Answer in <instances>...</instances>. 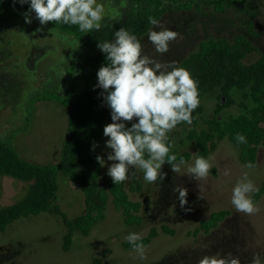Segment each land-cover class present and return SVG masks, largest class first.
<instances>
[{"label":"rangeland","instance_id":"obj_1","mask_svg":"<svg viewBox=\"0 0 264 264\" xmlns=\"http://www.w3.org/2000/svg\"><path fill=\"white\" fill-rule=\"evenodd\" d=\"M165 13L159 26L151 30L166 28L178 33L169 43L167 53H156L147 35L142 39L143 53L161 62L175 61L177 67L190 54L196 52L202 42L210 39H226L234 42L239 35H246L248 16L240 7L217 13L208 0H160ZM106 7L118 10L116 19L108 16L102 25L112 23L128 13L135 0H98ZM30 3L21 5L18 0H0V140L16 146L27 160L39 164H53L60 160L62 143L68 127V109L58 103V99L80 94L85 88L83 74V51L79 43L70 35L56 28L25 23L23 13ZM247 8L255 14L253 44L257 52L246 57L251 64L264 56V0H249ZM15 12V13H14ZM27 28L32 36L27 34ZM37 29H41L37 31ZM29 32V31H28ZM221 101L217 96L203 101L204 114L198 119L197 129L205 127L204 121L214 116ZM237 107L226 108L222 118L237 115ZM112 123L111 112L108 124ZM130 123V122H125ZM194 125L184 123L171 134L178 153L189 152L194 162L197 145L180 139L187 136ZM108 137L100 140L98 153L105 160L102 187L107 188L111 178L107 170L111 161L107 160ZM215 156L209 177L204 181L190 179L187 175L175 174L165 163L167 173L162 185L147 183L143 174L130 170L126 190L134 202L141 203L140 225L125 223L122 212L110 199L105 211V219L97 223L89 236L76 232L69 251H64V238L68 229L56 215L42 213L38 216L21 218L0 232V264H198L204 256L238 257L241 264H250L254 254L264 257V195L254 200L260 211L254 215L239 213L231 204L232 188L243 172H248L258 189L264 186V146L258 150L257 166L244 168L240 161V151L228 140L218 144L211 154ZM230 174L225 176L224 170ZM59 192L56 205L71 219H76L84 211V195L76 182L59 175ZM198 184H202L204 199H198ZM182 185L188 189V204L181 209L178 193L172 188ZM28 184L8 177H0V208L22 200ZM133 189V190H132ZM219 211L228 212L219 225L206 232L201 223ZM168 227L173 235L162 232ZM159 231L158 237L146 246V258L141 260L133 249H127L124 239L129 233L147 237L151 229Z\"/></svg>","mask_w":264,"mask_h":264},{"label":"trees","instance_id":"obj_2","mask_svg":"<svg viewBox=\"0 0 264 264\" xmlns=\"http://www.w3.org/2000/svg\"><path fill=\"white\" fill-rule=\"evenodd\" d=\"M249 0H208L217 13L227 9L240 7L249 18L247 36L239 35L234 42L226 39H210L200 44L199 49L190 54L181 64L192 77L198 81L200 105L192 113L194 128L188 131L187 136L180 139L181 143L194 142L197 145V154L207 158L223 140H228L240 151V161L245 165L252 162L257 166L258 150L264 146V56L251 64L244 60L250 54L257 52L253 44L254 17L247 8ZM15 13V12H14ZM165 9L160 0H135L131 10L122 18L102 25L99 31L81 32L78 26L63 23L49 22L47 25L56 28L63 34L72 36L83 51V74L85 88L80 94L70 95L65 99H58V103L68 109V127L66 137L62 143L60 160L53 164H39L26 158L18 152L16 146L10 142L0 140V177H8L28 184L25 197L19 202L0 208V232L21 218L38 216L48 213L60 217L68 229L64 238V251L71 248L76 232L89 236L93 227L104 221L105 211L110 199L118 210L122 212L124 221L128 225H140L139 216L141 203L130 199L126 190V181L114 184L112 179L107 188L100 184L103 167L99 165L96 156L98 147L104 137L103 129L108 124L110 108L104 103L103 92L94 86L98 83L97 72L107 63L105 54L98 49V42L113 41L114 33L120 28L128 30L141 40L152 29L148 18L160 20ZM32 23L40 25L32 13ZM29 31V32H28ZM33 31L27 28V34L32 36ZM217 96L221 104L217 105L214 116L204 121L205 127L197 129L198 119L204 114L203 101L210 96ZM237 107V115L222 118V111L226 108ZM138 122V121H133ZM125 123L131 127V123ZM180 123L177 127H182ZM242 134L246 137V144H238L235 136ZM98 146L92 150L93 143ZM171 145L170 154H175L177 160L181 157L189 162L192 154L178 153L173 149L175 141L169 133ZM77 183L84 195L83 214L71 220L56 205L59 192V175ZM133 190V189H132ZM264 195V186L255 193L254 200ZM228 212L213 213L207 221L201 223V229L208 232L224 221ZM162 232L173 235L175 232L163 227ZM159 231L151 229L147 237L142 238L145 246H149L153 239L158 237ZM127 249H133L126 242ZM100 260L96 259L95 264Z\"/></svg>","mask_w":264,"mask_h":264},{"label":"clouds","instance_id":"obj_3","mask_svg":"<svg viewBox=\"0 0 264 264\" xmlns=\"http://www.w3.org/2000/svg\"><path fill=\"white\" fill-rule=\"evenodd\" d=\"M17 0H13V6ZM21 5L30 3L27 12L23 13L25 23H32V13L41 26L49 22L78 26L81 32L99 31L102 21L108 16L111 19L119 17L118 10L106 7L98 0H18ZM153 26H159V21L148 18ZM41 29H37L40 31ZM178 33L166 28L147 33L149 43L156 53L164 54L169 50V43L177 38ZM113 41L98 42L97 47L105 54L107 63L98 72V83L94 86L103 90L104 103L111 110L112 123L103 129V135L108 137L106 147L111 149L107 153V160L112 163L108 167L107 175L114 184L129 179L130 170L135 169L143 174L147 183L162 182L167 176L162 166L167 163L175 174L187 175L190 179L204 181L209 177L215 160L214 155L207 158L194 155V162L188 164L183 157L177 160L175 154H170L169 133L180 123L191 125L192 113L201 103L196 81L191 73L177 67L175 61L161 62L143 53L144 45L134 34L120 28L114 33ZM138 122H133V121ZM125 122L131 123L126 127ZM235 139L238 144H246L244 135L237 133ZM98 146L93 143L92 150ZM101 167L105 165L102 156H96ZM244 168L254 169L252 162L246 163ZM225 176L230 174L225 169ZM198 199H204V187L198 184ZM178 193L177 199L181 209L188 204V189L182 185L172 188ZM254 182L249 179L248 172H243L232 188L231 204L239 213L254 215L260 211L251 198V194L258 192ZM124 239L132 246L139 259L146 258V246L140 242L142 237L138 233H129ZM198 264H241L238 257L231 253L227 256H204ZM250 264H264L261 254H254Z\"/></svg>","mask_w":264,"mask_h":264}]
</instances>
